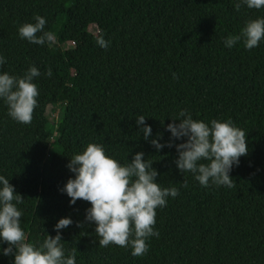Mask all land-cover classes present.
I'll return each instance as SVG.
<instances>
[{
	"label": "trees",
	"instance_id": "obj_1",
	"mask_svg": "<svg viewBox=\"0 0 264 264\" xmlns=\"http://www.w3.org/2000/svg\"><path fill=\"white\" fill-rule=\"evenodd\" d=\"M238 2L0 0V74L23 77L32 66L41 73L33 78L39 95L30 124L14 121L0 99V175L24 198L18 208L27 242L55 237L59 219L71 218L60 234L65 255L76 250V264H264V39L251 50L242 41L224 44L247 21L264 18V8L237 11ZM36 15L53 34L44 45L18 33ZM99 34L106 49L96 43ZM181 110L209 125L231 120L246 133L248 153L229 173L234 187H203L181 173L175 144L183 140L160 151L150 143L158 134L160 143L170 140L166 126ZM140 115L152 129L148 140L136 123ZM89 143L122 166L143 152L161 188L179 191L156 209L159 237L146 241L142 257L131 248L100 247L95 223L86 220L91 204L72 205L61 191L75 178L70 158ZM6 247L0 242V264H13Z\"/></svg>",
	"mask_w": 264,
	"mask_h": 264
},
{
	"label": "clouds",
	"instance_id": "obj_2",
	"mask_svg": "<svg viewBox=\"0 0 264 264\" xmlns=\"http://www.w3.org/2000/svg\"><path fill=\"white\" fill-rule=\"evenodd\" d=\"M242 5L249 9L264 8V0H240L234 5L237 11ZM35 23H24L19 26L21 39L30 43L44 45L53 40V34L45 31V18L36 15ZM264 39V18L252 19L246 22L238 35H230L224 44L232 48L242 41L246 49L251 50ZM96 43L101 48H107L103 34H99ZM6 63V58L0 56V66ZM52 75L49 68L45 73ZM41 73L35 66L30 67L23 77L11 76L7 72L0 74V99L8 107V115L16 122L30 124L34 109L38 106V88L33 78ZM173 78L176 74L173 73ZM178 119L166 126L171 133L170 140L165 144L158 139L150 143L157 151L165 146L173 147L174 140H183L175 144L178 159L174 161L181 173L190 172L194 179L203 187H234L229 173L233 165L239 164V158L246 156L248 147L246 133L235 127L231 120L221 122L213 119L209 123L194 120L187 110H181ZM146 117L136 118L137 125L144 139L148 140L152 129L145 124ZM176 120L180 122L175 123ZM163 123V122H162ZM153 162L144 159L143 152H137L126 165L105 154L102 145L89 143L82 154L70 158L68 169L75 174L69 178L61 189L70 197V204L84 200L91 204L86 210V220L94 222L95 233L100 237V247L116 245L131 248L133 257H142L149 246L146 241L150 237H159V231L154 230L156 224V209L166 206L167 198H175L179 191L175 187L161 188L156 181L159 173L153 168ZM184 187H187L185 182ZM24 198L16 193L9 179L0 175V242L7 243L3 255L14 256L13 264H76L74 249L65 255L60 230L72 225L71 218H61L54 226L55 237L47 235L38 246L27 242L25 231L20 227L22 210L18 205ZM80 227L81 223L77 222Z\"/></svg>",
	"mask_w": 264,
	"mask_h": 264
},
{
	"label": "rangeland",
	"instance_id": "obj_3",
	"mask_svg": "<svg viewBox=\"0 0 264 264\" xmlns=\"http://www.w3.org/2000/svg\"><path fill=\"white\" fill-rule=\"evenodd\" d=\"M49 114H51L50 116L53 117L54 115L57 116L58 115V112L57 111L53 112L52 111V108H51Z\"/></svg>",
	"mask_w": 264,
	"mask_h": 264
}]
</instances>
